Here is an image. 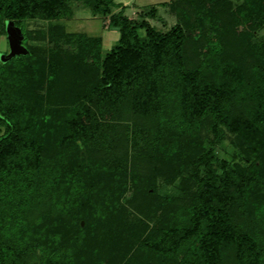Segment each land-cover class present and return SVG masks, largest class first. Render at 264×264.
Returning <instances> with one entry per match:
<instances>
[{
	"label": "trees",
	"instance_id": "obj_1",
	"mask_svg": "<svg viewBox=\"0 0 264 264\" xmlns=\"http://www.w3.org/2000/svg\"><path fill=\"white\" fill-rule=\"evenodd\" d=\"M83 1L119 31L105 53L101 37L84 33L75 54L46 56L29 43L21 26L28 19L49 20L41 35L49 41L67 35L52 20L68 0H0V34L13 19L29 49L0 61V264H29L34 254L37 264H264V35L256 36L264 0H174L179 22L166 31L131 18L115 0ZM164 62L183 84L185 143L200 149L189 162L205 173L193 174L185 207L161 214L156 180L168 161L129 177L119 162L90 160L86 140L95 111L116 105L131 84L146 88ZM42 86L45 94L34 92ZM34 94L38 105L47 97L64 107L28 117ZM238 129L251 140H242L247 165L219 160L212 149ZM182 145L176 157L190 151ZM146 218L155 219L152 229Z\"/></svg>",
	"mask_w": 264,
	"mask_h": 264
},
{
	"label": "rangeland",
	"instance_id": "obj_2",
	"mask_svg": "<svg viewBox=\"0 0 264 264\" xmlns=\"http://www.w3.org/2000/svg\"><path fill=\"white\" fill-rule=\"evenodd\" d=\"M115 1L125 6V11L131 18L141 20L144 17L160 31H166L176 22H179L174 9L170 7V3L174 0ZM232 1L237 4L241 0ZM120 8L119 6L115 10ZM65 9L62 16L52 20L53 23L63 25L67 32L64 38L58 39L56 43L43 38L41 35L42 32H47L49 20L28 19L23 21L21 26L31 32L29 43L42 48L41 52H44L46 56L61 49L62 51L77 53L80 50L78 35L82 33L92 37H101L100 50L102 53L107 52L116 44L119 38L118 29L108 26V15L104 16L93 11V8L83 0H68V6ZM185 30L188 32V29ZM138 32L143 36L145 30L139 28ZM256 34L257 37L263 36L264 28L257 31ZM8 49L7 35L3 34L0 36V51L6 52ZM172 68L173 65L169 66L164 62L162 68L157 67L152 72L149 83H146V88L140 89L137 83L131 84L115 101L116 105L111 108L102 106L101 110H96L97 128L96 130L93 129L91 137L86 140V145L90 151V160L93 156L98 155L99 160L105 164L110 161L119 162L121 167L124 166V171L128 172L129 177L135 168L145 167L147 164L162 165L163 162L168 161L170 166L164 169L158 166L161 173L156 180V191L161 199L163 198L158 203V213L161 214L171 209L176 212L177 205L179 210L180 207H185L196 188L195 173L198 177L205 173L202 165L197 166L193 162H189L190 159L199 157L200 149L197 148V145L185 143L187 141L185 134L189 132V129L182 128L185 120L182 119L183 116H180L178 110L181 106L179 95L183 90V84L181 81L179 82L178 73ZM164 72L167 74H162ZM34 92L45 94L46 87H38ZM35 100L34 94V96L32 95V102ZM36 103L33 102L30 105L27 111L28 117L37 112H39L38 116L47 115V111L51 113L56 107H64L63 102L51 98L49 100L47 97L44 98L41 105ZM35 107L38 110L34 111ZM24 115H20L21 120L25 118ZM3 129V126H0V134ZM240 135L242 136L241 129L236 132L227 130L225 138L213 145L215 157L219 160L226 159L230 164L247 165L248 155L242 149V140L247 142L249 137H241ZM211 136L212 134H210ZM249 141H251L250 138ZM179 144H183L182 148L187 147L190 151L183 152L180 157H176L178 155L176 148ZM69 146L72 149H77L73 143H69ZM218 159L214 160V164L219 165ZM165 177L173 179L167 181ZM153 181L152 178L149 183L153 184ZM149 190L152 191L153 187H150ZM167 197H172L171 203L174 204L168 203ZM34 208L38 210L39 206ZM147 221L148 228L152 229L155 225V219L150 218ZM80 224L84 228L85 220L81 219ZM148 228L146 232L149 231ZM30 260L29 264H37V255L34 254Z\"/></svg>",
	"mask_w": 264,
	"mask_h": 264
},
{
	"label": "water",
	"instance_id": "obj_3",
	"mask_svg": "<svg viewBox=\"0 0 264 264\" xmlns=\"http://www.w3.org/2000/svg\"><path fill=\"white\" fill-rule=\"evenodd\" d=\"M5 30L9 49L6 52L0 51L1 62H7L14 56L25 55L29 53V49L23 43L25 35L21 26L17 25L13 19H8L5 22Z\"/></svg>",
	"mask_w": 264,
	"mask_h": 264
},
{
	"label": "crops",
	"instance_id": "obj_4",
	"mask_svg": "<svg viewBox=\"0 0 264 264\" xmlns=\"http://www.w3.org/2000/svg\"><path fill=\"white\" fill-rule=\"evenodd\" d=\"M118 33H119V31H117ZM3 34H0V36H2ZM5 35H7V34H5Z\"/></svg>",
	"mask_w": 264,
	"mask_h": 264
}]
</instances>
